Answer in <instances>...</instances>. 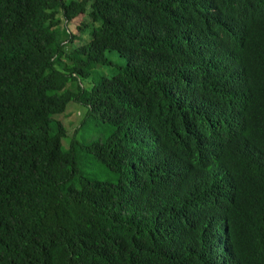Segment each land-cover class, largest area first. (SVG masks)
Listing matches in <instances>:
<instances>
[{
  "label": "trees",
  "instance_id": "1",
  "mask_svg": "<svg viewBox=\"0 0 264 264\" xmlns=\"http://www.w3.org/2000/svg\"><path fill=\"white\" fill-rule=\"evenodd\" d=\"M0 264H264V0H0Z\"/></svg>",
  "mask_w": 264,
  "mask_h": 264
},
{
  "label": "rangeland",
  "instance_id": "2",
  "mask_svg": "<svg viewBox=\"0 0 264 264\" xmlns=\"http://www.w3.org/2000/svg\"><path fill=\"white\" fill-rule=\"evenodd\" d=\"M86 82H87L88 86L90 87L91 84H92L90 78L86 79ZM64 115H65V117L63 118V121L68 126L67 131L69 132V134H71L74 131V128L76 126H78V122H80V120L83 117V109L79 105H76V103L72 102V103H70L68 105L67 111L64 114L59 115L58 118H60L62 120V117ZM89 132H91L92 135H93V129L91 131H88V133ZM95 134H98V132H96ZM95 134L93 136H96ZM101 135L102 134L100 132V135L99 136H101ZM67 141H68V137H66V138L63 139V145L64 146L67 143ZM84 168L86 170H89V171H92L93 170L91 168V166H89V164L88 165H85ZM93 172H95L100 177L102 176L101 173H99L96 168H94V171ZM103 177L106 178V174Z\"/></svg>",
  "mask_w": 264,
  "mask_h": 264
}]
</instances>
